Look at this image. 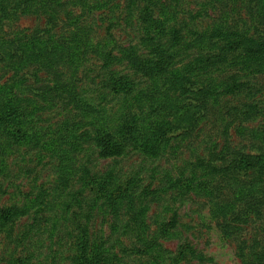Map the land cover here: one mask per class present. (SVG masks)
<instances>
[{
  "label": "rangeland",
  "instance_id": "1",
  "mask_svg": "<svg viewBox=\"0 0 264 264\" xmlns=\"http://www.w3.org/2000/svg\"><path fill=\"white\" fill-rule=\"evenodd\" d=\"M43 1L0 0V264H264L251 261L264 250V175L241 180L243 195L217 174L233 153H264V56L251 62L244 45L217 63L228 38L191 35L222 26L262 38L264 0ZM149 9L158 25L144 23ZM158 47L175 64L145 78L131 62ZM114 76L133 91L109 88ZM176 104L179 133L148 132V153L100 158L101 126L125 136L159 111L176 123ZM208 163L213 194L181 184Z\"/></svg>",
  "mask_w": 264,
  "mask_h": 264
},
{
  "label": "trees",
  "instance_id": "2",
  "mask_svg": "<svg viewBox=\"0 0 264 264\" xmlns=\"http://www.w3.org/2000/svg\"><path fill=\"white\" fill-rule=\"evenodd\" d=\"M32 0H21L20 5H25L27 9H31V7H29V4L31 3ZM41 1V0H38ZM78 5H82L84 8L88 7V3L89 0H75ZM148 1V0H147ZM45 5L48 6H52V7H57L59 6L63 0H44L43 1ZM102 3V2H101ZM36 4H34L32 7H35ZM101 8L106 7L105 4H101L100 6ZM148 21H152L154 23H156V25H158V20L154 19L153 14L151 13V10L149 9V12L146 14V18L144 19V23L146 24ZM166 30V29H165ZM170 30V28H169ZM163 28L161 30V28H158V32L157 33H161V35H163ZM242 32V31H241ZM173 34L175 35V40L178 43V40L180 39L179 36V30H175L173 32ZM192 36H195V40L201 43H209L208 45H214L215 41L220 39L221 37H227L228 39L226 40V43L224 44L225 46L223 47V51H220L217 55H215V60L217 61V63L222 62L221 60H223V55L224 54H229L232 53L230 52V50H236L241 46L246 45L247 46V50H242L246 56H248L250 58L251 62H258L261 60V58H263L264 56V37L262 38H251V37H247L244 35V33L242 32V34H240V32H233L229 29L223 28L222 26L220 27H215L210 34H202L199 31H195L191 33ZM234 37L235 42H231L230 38ZM152 39V38H151ZM154 40V39H152ZM233 43H236V45H233ZM156 44V43H154ZM153 44V45H154ZM160 47L156 48V49H151V53L154 55H150L147 54V58L144 56L141 57H136V59L134 58L131 62L132 65L135 66L136 63H138L136 70L139 72H144V77L148 78V79H152V80H156L160 77H162V75L168 71V69L172 66H174L175 61H176V55L174 53H160ZM133 54V52H132ZM221 56V57H220ZM160 57V58H157ZM126 76H121L120 78L114 77H110L109 82H107V86L110 88L112 85L115 86L116 88H114L113 90H116V93H119V89L117 88V86L119 85H123V83L125 81H127V79L125 78ZM126 85V87L128 86L127 92L131 93L133 91V88L135 86L134 83H124ZM189 83H187L188 85ZM123 85V86H125ZM184 86V89L186 91H189L190 86L192 85L189 84V86ZM193 87V86H192ZM183 89V90H184ZM209 90V89H207ZM74 97L76 96L75 92H71ZM125 92V94H128ZM21 101V100H20ZM19 102H17L16 100H14L13 102H11L12 106H11V110H14L17 115L15 116V119H13L14 121H19L20 123H24V118L27 117L28 113H30L28 111V107L23 106L22 104L19 105ZM80 103V102H79ZM85 106L86 111L88 110L87 113L89 114H94V109L90 106H88L85 103H82ZM181 106L179 109V105L176 104V106H174V110H178L179 112H174L173 116L175 118H178L176 120V123L171 122L170 120L167 119L166 123H164V120L166 119V117L159 111V112H155L152 113L150 116H146V118H149V120H144L143 121V126L138 127L134 133L132 134H127L125 136H119L118 134H116V132H114L111 128H109L108 126L104 125L101 126L95 134L96 137V150L99 151V155L100 158L102 159H116V158H121L123 156H125L127 153H129L130 151L132 152V150H138L141 149L143 150V152L148 153V151H150V147L149 144L147 143V137L148 134L150 133H157V132H161L159 135V137L162 136V139L164 137H170L171 134H174V132L176 131V133H179V127L180 124H178L179 120H182L183 115L179 114L181 113ZM182 114V113H181ZM162 118V119H160ZM159 120V121H158ZM17 123V122H15ZM164 123V124H163ZM183 129V128H182ZM191 131V130H189ZM149 132V133H148ZM188 133V131H185ZM148 133V134H147ZM155 136V135H154ZM158 151V150H157ZM259 154H244L242 153H233L232 154V160L231 162L226 165L225 167H222L224 170H218L217 174L220 175L221 177L223 175H225L226 177H222L223 179L228 178L230 182L237 184L239 187H241V191L244 192L246 190V192L243 195H249V191L248 189H243V184L244 182H241V180H243L244 178H246V176H250L251 180H248L249 184H257L258 182L256 180H258L260 177H262L264 175V153L262 152V149L260 151H258ZM260 152H262L260 154ZM201 166V165H199ZM191 166V172L190 175H195L198 173H202L201 175H203L204 177H198V178H189L186 180V182L181 181V184L186 187L185 185L188 184L187 186L191 185V187L193 186L194 188H197L198 190H200L201 188L206 189L207 191L210 190L211 194H213L214 191H216L215 189V179L210 180L208 178H206L207 176L212 175L213 173L216 172V170L210 166V163H208L207 166ZM204 167V168H203ZM203 168V170H202ZM251 182V183H250ZM225 213V215L230 214V217H232L231 222L233 223H244L246 221V219H240L238 218L235 214H232L231 211L228 212L226 208H222V209H218L217 213ZM220 217H224L222 215H219ZM82 244H81V256L83 258L84 254L86 253L85 249L86 247H84V240H81ZM254 259V260H253ZM264 259V250L263 251H254L251 257V261H257L258 263L261 262V260ZM87 263H89V261L86 259ZM260 264V263H259Z\"/></svg>",
  "mask_w": 264,
  "mask_h": 264
}]
</instances>
